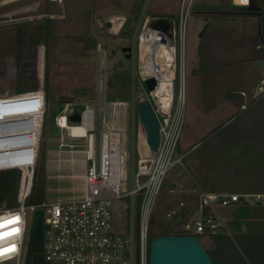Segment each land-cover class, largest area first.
<instances>
[{"label":"built area","instance_id":"1","mask_svg":"<svg viewBox=\"0 0 264 264\" xmlns=\"http://www.w3.org/2000/svg\"><path fill=\"white\" fill-rule=\"evenodd\" d=\"M250 3L251 0H235L237 7H249ZM181 21L183 22L182 19ZM177 28L176 25L174 39L169 44L171 58L166 63L154 64L153 56H141L138 49L136 51L135 69L131 75L135 93L140 89L143 99L138 102L136 97L135 103L149 105L159 126V142L155 152H150L146 143L145 148L139 145L136 148L135 145L134 178L130 188L128 164L131 159V130L124 124L123 111L127 104L124 100H115L110 102L108 107L105 97L101 100L100 89L103 86L104 95L109 84L105 70L103 77L98 75L95 102L80 104L82 109L79 111L73 109L78 104L70 99L54 118V125L60 131L57 155L67 153L70 161L78 160L82 166L81 197L67 202L42 205L29 203L38 165V153H28L18 147L9 148L14 144L24 143L21 137L10 141L0 137V174H17L12 206L0 204V221L19 218L18 222L0 228V234H4L3 238H0V252L3 253L0 254V264L24 263L31 216L35 210L43 211L41 254L45 264H135V247H138V264H148L147 233L153 207L161 193L167 173L182 165L184 157L177 155L186 105L181 57L183 30ZM177 36L180 45L179 62L175 47ZM148 78L155 80L151 91H146L143 84ZM240 96L247 99L240 106V111H245L257 103L264 104V76L249 91L241 92ZM0 107H7L0 109V113L8 109L15 112V116L7 118L1 115L0 131L17 130L33 123L31 114H39V110L42 112V109H45V96L41 90H36L18 96L1 97ZM22 107L31 111V116L17 113L22 111ZM75 113L79 115V121L71 122L69 117ZM136 120L141 125L137 116ZM75 129L81 130L82 133H74ZM139 135L140 131H137V136ZM37 142L38 149L40 141ZM147 152L149 157L144 156ZM138 198L140 201L137 232L132 229L130 237L114 232V203L129 199L134 209ZM198 199L200 216L186 231H191L195 236L212 237L223 227V221L216 215L215 208L227 207L237 202L239 197L200 191ZM192 227L194 230H191ZM13 229H19L18 233L13 234Z\"/></svg>","mask_w":264,"mask_h":264},{"label":"rangeland","instance_id":"2","mask_svg":"<svg viewBox=\"0 0 264 264\" xmlns=\"http://www.w3.org/2000/svg\"><path fill=\"white\" fill-rule=\"evenodd\" d=\"M165 1L169 3L173 0ZM143 2L144 0H59L58 3L55 2L54 10L50 12L52 19L50 21L43 18V14H41L42 8L39 11L24 13L23 15L0 17V98H3L6 93L8 97H12L36 90H41L45 96V109H42L43 128L37 158L38 165L35 171L32 195L28 200L29 203L42 205L45 203L67 202L82 196V166L78 160L73 161V163L71 162V165L70 156L67 153L57 155L60 131L54 125V118L61 112L64 103L70 99L78 104L73 109L79 111L82 109L80 104L86 102L92 104L95 102L98 75L103 77L104 70L106 71L107 78L114 82V86L112 88L107 87L104 95L103 86L101 87V100L105 97L108 107L112 101L124 100L127 104L123 108L125 116L124 124L131 130L132 71L130 63L123 57L121 52V47L127 45L130 39L125 34L122 35V33L134 29ZM159 2L161 1H149L139 30L140 36L145 29H149V19L153 15H158V12L160 14L161 10L158 8ZM256 2L261 8L262 14L255 23V37L250 36V34L246 36V33L243 32L244 23L247 22L246 20H250L245 16L214 19V23L211 25L212 29H218L216 30L217 35H219L217 39L227 42L224 44V48L233 51L235 57L230 61L237 62L243 59L246 53H254V38L256 40L259 39L260 26L262 21H264V0H256ZM137 12L139 14L136 19ZM166 13L175 14L172 11H166ZM183 14L184 10H178L175 19L177 29L183 30V53L181 50L183 82L188 86L191 72L189 68L184 67V59H186V56L187 60L185 62L189 59L191 49L190 37L192 36L194 17L193 12L188 11L184 15L182 22L180 18L183 17ZM95 18L97 20L93 21ZM45 20H48L49 35L47 37L44 36L46 28L44 24ZM16 22L27 23L30 29L38 28L40 36L38 41L34 43L27 39L28 41L26 40L25 47L20 54L16 51V37L18 33L17 28L14 26L17 24ZM231 22L232 24H230ZM233 25H237V27L234 28ZM220 32L225 33L219 34ZM30 35L31 32L29 31L27 38ZM175 47L177 50V61L179 62L180 45L178 36L175 40ZM262 55L264 56V54ZM20 65H27V68L19 71ZM227 68L211 76L217 77L216 79L220 82L226 83L230 78L228 75L229 71L234 70ZM262 74L260 79L264 76V70ZM32 84L35 85V88L29 91V87ZM25 89L28 91L24 92ZM3 108L7 107H0V109ZM21 110L17 113H32L23 107ZM1 115L4 117L15 116V112L8 109L0 113V118ZM238 124L239 122L227 127L224 131L227 138L219 137L217 142L225 141L228 145H238L237 143L240 140L228 139V137H233L235 131L239 128ZM249 125L254 126L255 131H257L260 125L264 124H256L253 120ZM137 131H140L139 136H137ZM185 131L186 128L182 131L179 146H177V155H184L182 165L172 168L167 173L162 190L167 187L168 179L170 181L180 179L177 177V174H181L180 171L183 172L184 167L188 166L189 161L200 160L201 162L198 161L199 163H207L206 158L210 144L214 139L186 137ZM135 133L137 136V138L135 136L136 148L138 145L141 148H145L140 142V138L144 137L145 133L141 125L137 123V120L135 121ZM190 147H193V149L187 151ZM232 163L233 165L235 164V162ZM128 165L130 168V163ZM250 165L254 167L255 161ZM245 199L249 203V206L252 207L255 199ZM12 201L13 198L8 199V202L5 201L6 207L12 206ZM164 201L165 195L161 191L149 219L147 236L167 232L178 233L180 231L177 230L180 226L179 224L185 222L175 221L182 214L181 212L178 215V212L174 210V207H176L175 199L169 201L171 205H165ZM250 212L251 210L246 211V213ZM137 213V208L133 209L128 199L115 202L113 205V231L130 237L132 222L133 226L137 224ZM196 220L198 219L195 215L190 216L188 220L189 227ZM188 234L195 235L191 231ZM219 234V237L209 238L212 239V242L218 240L222 244L223 264H243L242 262L248 264L245 256L249 259L251 258L250 254L247 255L248 251L241 244L243 240L242 236L230 235L223 228L219 229ZM204 239L205 237H200V240L203 242ZM208 251L214 264H222L219 254L211 252V249ZM40 255L42 256V254Z\"/></svg>","mask_w":264,"mask_h":264},{"label":"crops","instance_id":"3","mask_svg":"<svg viewBox=\"0 0 264 264\" xmlns=\"http://www.w3.org/2000/svg\"><path fill=\"white\" fill-rule=\"evenodd\" d=\"M160 1L158 8L161 11L160 14L158 12V15H153L154 19L162 18L171 22L176 20L178 10H184L183 17L180 18L182 20L188 11L193 12L194 17L189 59L185 62L187 56L186 59L183 58L184 67L189 68L191 75L188 86L184 83L187 96L182 131L186 128V137L214 139L210 144L206 164L199 163L200 160L189 161L183 172L177 174L180 179L173 181L168 179L167 187L161 190L165 195L164 204L171 205L169 201L175 199L174 210L178 215L182 212L175 221H185L181 224L177 223L180 225L177 230L186 231L190 216L195 215L197 219L200 216L198 199L200 191L236 195L239 197L237 202L227 207L215 208L216 215L223 221L222 228L230 235L264 236V125H260L257 131L254 126L249 125L253 120L256 124H264V104L257 103L245 111H240V106L247 101L240 96V93L249 91L263 75L264 46L258 42L260 38L258 40L254 38V53H246L240 61H230L235 57L233 51L224 48L227 42L218 40L219 35L216 31L218 29L211 28L214 19L245 16L250 20L244 23L243 32L246 36L250 34L255 37V23L261 16V8L256 0H252L258 7L257 11L260 12L257 16L251 13L250 7H237L235 0H173L169 3L165 0ZM54 6L55 2L50 0H0V15H2L0 17L23 15L42 8L43 18L50 21L52 20L50 12L54 10ZM96 20L95 18L93 21ZM137 49L141 56L151 53L142 42V35L138 38ZM259 60L263 61L261 68L257 66ZM166 61L168 59L159 58L157 63L159 65ZM225 68L234 69L229 71L230 78L226 83L211 76L224 71ZM108 81L112 87L113 81L109 78ZM237 122L239 128L233 137L228 139L240 140L238 145H228L225 141L217 142L219 137L227 138L224 131ZM254 161L255 166L251 167L250 164ZM71 162L73 163L70 161V164ZM232 162L235 164L233 165ZM245 198L255 199L252 207ZM244 209L251 212L246 213L247 210ZM204 237V242L201 240L203 246L206 250L213 251L212 239Z\"/></svg>","mask_w":264,"mask_h":264},{"label":"water","instance_id":"4","mask_svg":"<svg viewBox=\"0 0 264 264\" xmlns=\"http://www.w3.org/2000/svg\"><path fill=\"white\" fill-rule=\"evenodd\" d=\"M150 0H144L137 23L131 36V45L123 48L122 53H126L127 59L131 62V71L135 69V46L139 36V30L145 17L146 9ZM250 7V6H249ZM252 13V12H251ZM253 14V13H252ZM257 16L260 15L255 11ZM19 23V22H16ZM148 27L152 31L162 32L169 44L174 39L175 25L167 19L150 18ZM258 67L263 66V61L257 62ZM133 79V78H132ZM146 91H151L155 86V80L148 78L144 81ZM111 87V83H109ZM136 94V95H135ZM8 94L4 95L7 98ZM137 101L143 99V93L140 89L135 93L134 80L131 87V159H130V184L133 185L134 178V147H135V117L143 127L145 136L140 138L142 146L148 145L150 152H155L159 142V126L152 114L147 103L136 105ZM62 100V98H60ZM71 122H78L79 115L77 113L69 117ZM146 137V141H145ZM149 153H144L145 157H149ZM133 217V215H132ZM133 220V218H132ZM133 225V223H132ZM194 230V227L191 228ZM43 245V211L35 210L31 216L29 235L26 245V252L23 264H32V257L42 253ZM148 264H212V261L206 252L200 238L198 236H164L153 239L148 246ZM135 264H138V247H135Z\"/></svg>","mask_w":264,"mask_h":264},{"label":"trees","instance_id":"5","mask_svg":"<svg viewBox=\"0 0 264 264\" xmlns=\"http://www.w3.org/2000/svg\"><path fill=\"white\" fill-rule=\"evenodd\" d=\"M139 12L136 13V19L138 17ZM158 17V16H156ZM45 24V32H44V36H48L49 35V30L47 27L48 24V20L44 21ZM17 30V39H16V51L18 54L22 53V50L25 47L26 42L29 40L31 42H37L39 39V34H38V28H34V29H30V27L28 26L27 23H17L16 25H14ZM29 31L31 32V35L29 36V38H27V34L29 33ZM35 32H37V34H35ZM133 33V29H130L127 32H123L122 35H126L129 39H131ZM125 36V37H126ZM259 38L260 40L258 42H260L263 46H264V21H262L261 26H260V32H259ZM28 39V40H27ZM27 40V41H26ZM19 59V57H18ZM27 65H20L19 66V71L25 70L27 67ZM114 86V82L112 87ZM111 87V88H112ZM35 85L32 84L29 87V91L34 90ZM28 91V90H24ZM16 184H17V174L15 172H10V173H1L0 174V204L4 203L5 201L8 202V199L10 198H14L15 195V190H16ZM129 200V199H128ZM130 201V200H129ZM139 201L140 199L138 198L136 200V202L134 203V208H137L138 210V206H139ZM192 236L188 234V231H182L180 230L178 233L177 232H167V233H162V234H151L148 236V240L149 242L153 239L156 238H160V237H164V236ZM200 237H204V236H198ZM212 237H219V234L212 236ZM243 240L241 242L242 246L244 247V249L246 251H248L247 255L250 256L251 259H249L247 256H245V258H247V263L248 264H264V236H259V235H244L242 236ZM214 244V250L211 252L215 253V254H219L222 259V264L224 262L223 260V256L221 253V246L222 244L220 243V241L216 240V242H213ZM206 252L208 253L209 257H210V253L208 250H206ZM149 255V254H148ZM211 259V258H210ZM212 261V260H211ZM242 262V261H241ZM243 264H245V262H242ZM32 264H45L43 261V257L40 254H36L33 255L32 257ZM212 264H214L212 262Z\"/></svg>","mask_w":264,"mask_h":264},{"label":"bare ground","instance_id":"6","mask_svg":"<svg viewBox=\"0 0 264 264\" xmlns=\"http://www.w3.org/2000/svg\"><path fill=\"white\" fill-rule=\"evenodd\" d=\"M142 42L145 44L146 48L151 50L150 54L151 56H154V61H153L154 64H158L157 60L159 58H166L168 60L170 59L171 57V53L169 49L170 45L162 32L145 29L144 32L142 33ZM38 112L39 114H36V115L31 114L33 115L32 119L34 121L33 123L31 122L28 125V127L25 126L22 128H18L17 130L11 129V130H6V131H0V137L6 138L9 141L12 139H16L17 137L23 138L22 142L24 143H20L18 145L14 144L10 146L9 148L15 149L18 147V149L25 150V152H28V153L30 152H32L33 154L38 153L39 146L37 149L36 145L38 143L37 141H40L41 139V131L43 128V113L41 112V110H39ZM27 115H30V114H27ZM4 118H7V117H4ZM73 132L82 133V131L79 129L78 130L75 129L73 130Z\"/></svg>","mask_w":264,"mask_h":264},{"label":"flooded vegetation","instance_id":"7","mask_svg":"<svg viewBox=\"0 0 264 264\" xmlns=\"http://www.w3.org/2000/svg\"><path fill=\"white\" fill-rule=\"evenodd\" d=\"M250 9H251V12H252V13H255V11L258 10L257 5H256V4L254 3V1H252V0H251V3H250ZM259 13H260V12H259ZM261 14H262V13H261ZM171 22H172L174 25H176V20H171ZM130 45H131V39L129 40V42H128L127 45L121 47V51H122L123 48L129 47ZM136 51H137V42H136V46H135V59H136ZM122 55H123V57H124L129 63H130V67H131L130 59H127V58H126L127 54H126V53H122ZM132 229H134V232H137V229H138L137 224H136V226H135V225H134V226L132 225Z\"/></svg>","mask_w":264,"mask_h":264},{"label":"snow or ice","instance_id":"8","mask_svg":"<svg viewBox=\"0 0 264 264\" xmlns=\"http://www.w3.org/2000/svg\"><path fill=\"white\" fill-rule=\"evenodd\" d=\"M18 220H19V218L16 217V218H14L13 220H9V221H0V228H3V227H6V226H8V225H11V224H13V223H16V222H18ZM18 231H19V229H13V234L18 233ZM3 235H4V234H0V238H3ZM12 250H14V249H12ZM0 254H3V253L0 252Z\"/></svg>","mask_w":264,"mask_h":264}]
</instances>
